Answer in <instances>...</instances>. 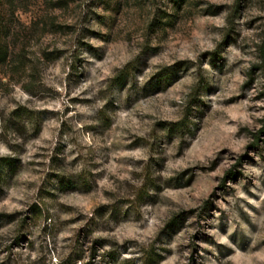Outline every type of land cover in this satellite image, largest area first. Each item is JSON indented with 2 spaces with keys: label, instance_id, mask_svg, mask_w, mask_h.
Segmentation results:
<instances>
[{
  "label": "rangeland",
  "instance_id": "1",
  "mask_svg": "<svg viewBox=\"0 0 264 264\" xmlns=\"http://www.w3.org/2000/svg\"><path fill=\"white\" fill-rule=\"evenodd\" d=\"M20 1L0 264H264V0Z\"/></svg>",
  "mask_w": 264,
  "mask_h": 264
},
{
  "label": "trees",
  "instance_id": "2",
  "mask_svg": "<svg viewBox=\"0 0 264 264\" xmlns=\"http://www.w3.org/2000/svg\"><path fill=\"white\" fill-rule=\"evenodd\" d=\"M9 1L11 4L10 6L12 7L18 0H9ZM22 2H23L22 0L19 2L20 7L22 5L21 4ZM6 12L7 11L4 9L3 4L0 2V61H3V62H6L7 57L9 56V53H10L9 52L10 44L14 40V38L17 36L14 32L13 34L9 32L10 35H8L7 37L6 36L8 34L7 31H9V29H13V26L15 25H18V26L24 25L21 21V16L16 17L15 13L12 12V16L10 19L7 15L8 13ZM263 56H264V46H263ZM123 73L124 72H122L121 75H123ZM121 75L118 77L119 80L121 79ZM260 133H264V128L263 130L260 131ZM0 171H1V164H0Z\"/></svg>",
  "mask_w": 264,
  "mask_h": 264
}]
</instances>
